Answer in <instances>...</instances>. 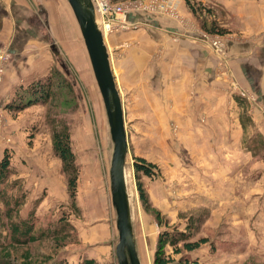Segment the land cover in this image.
I'll return each mask as SVG.
<instances>
[{
	"label": "rangeland",
	"instance_id": "obj_1",
	"mask_svg": "<svg viewBox=\"0 0 264 264\" xmlns=\"http://www.w3.org/2000/svg\"><path fill=\"white\" fill-rule=\"evenodd\" d=\"M31 1H26L29 9L13 10L26 22L22 25L26 29L22 37L17 38L20 30L11 36L14 24L1 37L4 41L0 40V82L14 53L24 50L28 60L22 62L23 68L33 70L36 63L48 65L54 59L50 71L63 75L65 84L57 87V96L45 106L33 104L14 110L13 104L18 102H11L10 96L9 100L7 97L0 100V160L8 153L11 169L7 181L0 183V191L7 193L0 194V239L9 240L11 222L20 218V214L26 216L36 198L31 199L25 212L23 205L19 211V206L12 209L11 204L27 196L30 188H37L36 195L48 194L42 202V213L38 214L42 217L41 226L55 223L68 226L63 233L53 229L51 234L28 245L9 241L11 262L13 259L25 264L58 261L81 264L83 259L93 258L96 264H118L113 218L102 215L108 214L110 202L107 184L110 160L106 153L112 150L103 101L93 75L84 68L81 38L78 36V42L75 41L61 4L52 0L49 15L47 8ZM191 1L205 5V18L191 9L192 13L185 18L196 30L204 31L212 50L215 40L222 43L218 66L227 75L228 42L243 41L250 34L235 27L222 8L213 11L208 7L210 2ZM133 24L134 27L123 30L132 35L126 41L129 57L137 52V29L143 26ZM119 31L122 30L113 33ZM110 35L105 36L107 41ZM111 53L116 70L120 53L116 49ZM164 53L163 47H158L156 58L163 59ZM131 66L137 69V62ZM259 82L258 89H249L248 102L243 106L249 111L245 109L242 114H247V119L240 120L243 135L201 137L203 143L210 141L215 148H220V140L224 141V147L228 146L231 153L204 152V157L197 148L191 149L188 141L195 138L183 136L180 127H176L177 120H166L164 96L156 98L162 101V108L155 112L156 101L150 104L148 93L146 102L141 104L137 103V93L132 94L133 89L119 88L125 109L129 163L135 157H144L156 165L153 176L132 172L130 183L135 190L133 207L142 264H154L158 250L175 261L187 257L203 264H264V79ZM232 86L236 87L235 80ZM65 130L70 134L78 167L77 195L73 202L61 158L54 150V132ZM213 161H222V166L213 165ZM45 182L52 185L47 192L42 188ZM137 182L142 184L146 201L140 198ZM12 192L18 196L7 201ZM103 216L109 223L99 225L97 221ZM164 230L170 231L172 237L161 244ZM185 236L208 237L209 242L194 251L175 253V247L181 246ZM94 250L99 253L91 257Z\"/></svg>",
	"mask_w": 264,
	"mask_h": 264
},
{
	"label": "crops",
	"instance_id": "obj_2",
	"mask_svg": "<svg viewBox=\"0 0 264 264\" xmlns=\"http://www.w3.org/2000/svg\"><path fill=\"white\" fill-rule=\"evenodd\" d=\"M26 1L31 0H0V25L3 24L0 30V40L4 41L1 37L8 33L12 24L14 27L11 36L20 30L17 38L22 37V33L26 30L22 25L26 22H23V17L19 16L20 14L13 13V10L17 8L20 11L22 7L29 9ZM54 1L61 4L63 12L68 16L71 34L78 42V32L66 6L61 0ZM174 1L184 16V24L176 17L162 13L140 10L133 11L128 15V17L130 16L129 22H137L138 26L143 25L137 29V52H133L131 57H129V50L126 48V41H129L132 36L130 32L112 33L110 39L109 37L108 41L106 39L117 85L120 90L123 88L133 89L132 94L137 93V103L144 104L147 100L145 95L147 96L148 93L150 95L149 103L154 104L156 101L157 105L153 107L155 112L162 108V101L156 98L164 96L167 104L165 107L166 120H177L176 127H180L181 134L195 138L192 139L193 141H188L191 149L197 148V152L202 153L203 157L204 152L231 153L228 146L224 147V141L220 140V145H223H219L220 148H215L210 141L206 140L203 143L201 137L203 135L211 137L244 133L240 120L247 119V114H242L245 109L247 110V106L243 107L248 102L246 97L249 89H258L259 80L264 79V0H201L204 3L210 2L212 6L208 5V7L213 11L215 8H222L229 15L235 27L250 34V37L243 41L228 42L229 53L225 70L227 75L221 73V68L218 66L220 55L212 50L213 48L205 38L204 31L196 30L186 20L185 16L192 13L186 0ZM34 2L36 6L39 3L40 6L47 8L48 14H51L49 6L53 5L52 0H34ZM160 46L165 50L163 59L156 58V52ZM80 49L84 57V68L90 74L91 68L85 49L84 47H80ZM112 49H116L120 53V58L116 61V70L112 61ZM24 52V50H19L14 53L7 73L0 82V100L6 97L9 100V96L10 99H13L16 91L30 82L44 78L54 65V59L53 61L51 59L52 62L48 65L36 63L33 70L23 68L22 62L28 60ZM52 54L57 55L55 52ZM136 62L137 69L131 66ZM232 80H235L236 87L232 86ZM247 112L249 111L247 110ZM213 165L222 166V161H213ZM107 184L109 190L108 177ZM46 186L49 188L46 189ZM50 187H52L51 183L45 182L42 188L47 192ZM36 190L37 188L28 190L23 211H26V206H29L33 198L41 199L36 206L38 215L42 213L41 210L44 206L42 202L48 194L36 195ZM34 205L35 202L29 208H33ZM102 215L112 216L114 222L111 199L108 204V214L103 213ZM97 222L100 225L109 223V220L103 216ZM113 229V242L115 243V222ZM99 243L103 244L104 241H99ZM98 253L97 250H94L90 256L93 257Z\"/></svg>",
	"mask_w": 264,
	"mask_h": 264
},
{
	"label": "water",
	"instance_id": "obj_3",
	"mask_svg": "<svg viewBox=\"0 0 264 264\" xmlns=\"http://www.w3.org/2000/svg\"><path fill=\"white\" fill-rule=\"evenodd\" d=\"M76 26L93 78L105 108L112 141L107 165L111 207L115 222L118 264H142L134 217V188L130 187L134 162L129 163V142L123 99L113 71L103 20L93 0H61ZM135 179V178H134Z\"/></svg>",
	"mask_w": 264,
	"mask_h": 264
},
{
	"label": "trees",
	"instance_id": "obj_4",
	"mask_svg": "<svg viewBox=\"0 0 264 264\" xmlns=\"http://www.w3.org/2000/svg\"><path fill=\"white\" fill-rule=\"evenodd\" d=\"M186 3L192 11H197L199 16L204 14V18H205V12H204L205 5L204 6H199L198 4L195 5V3L192 2L191 0H186ZM203 26L205 27L204 20H203ZM62 76H60L58 71L56 72L50 71L49 74L44 78H40L36 81L30 82L22 89H19L18 91H16V95L11 101L18 103L16 105L13 104L12 109L21 110L33 104H41L45 106L48 103L52 102L53 98L56 97L58 94L57 87L61 84H65L64 78ZM54 140H55L54 150L57 156L61 158L62 168L66 176L70 199L73 202L77 195L78 167L76 165L75 153L72 149V145L70 141V134L67 132V130L63 132L56 131L54 132ZM155 167L156 165L154 163L148 161L144 157H135L134 159V169H135L134 171H136V174L143 172L146 175L153 176L156 173ZM10 172H11L10 156L8 153H6L3 159L0 160V183L7 179L8 174L10 175ZM9 184L10 183H7V185ZM137 189L141 200L146 201L145 191L142 188L141 183L137 182ZM0 194L6 195L7 193L0 191ZM17 196H18L17 193L12 192L7 198V201H12ZM26 200H27V196L24 195V198L21 201H19L18 199L19 201L18 203L11 204L12 209H15L14 206H19V211H20V206L21 207L22 205L24 206ZM40 201L41 199L35 200L34 207L28 210L26 216H21L20 214L19 215L20 218L15 217V219L11 222L10 227H8L9 229V231L7 232L9 237L8 241H5L3 238L0 239V264H25L24 261L21 260L19 262H16L13 259L12 262L10 261L11 258L8 249L10 246L9 241L10 243L11 241L20 243V245L23 246L30 244L33 240L34 241L41 240L42 238H44V236L51 234V230L53 229L59 233L60 232L63 233L66 230L68 224L64 225V224L55 223V225L49 224V225L41 226L40 218L42 217L36 214V206L40 203ZM73 204L74 203H72V205ZM170 236L172 237L170 231L168 230L162 231L160 235V243L162 244L166 242L167 239H170ZM182 241L183 243H181V246L175 247L174 249L175 253L177 254L182 253L184 250L185 251L197 250L203 244L209 242V238L199 237L197 239H191V238H186L185 236L184 238H182ZM55 264H68V263L58 261V263ZM81 264H96V262L94 261L93 258H87V259H83ZM154 264H203V263H200L198 260H190L187 257L183 258L182 260L175 261L173 259H170L168 255L162 253V250H158L155 255Z\"/></svg>",
	"mask_w": 264,
	"mask_h": 264
},
{
	"label": "built area",
	"instance_id": "obj_5",
	"mask_svg": "<svg viewBox=\"0 0 264 264\" xmlns=\"http://www.w3.org/2000/svg\"><path fill=\"white\" fill-rule=\"evenodd\" d=\"M95 7L103 20L105 36L118 30H127L135 24L129 23L128 15L133 11H149L164 13L184 21L174 0H93ZM165 14V13H164ZM214 51L220 54L221 42H213Z\"/></svg>",
	"mask_w": 264,
	"mask_h": 264
}]
</instances>
